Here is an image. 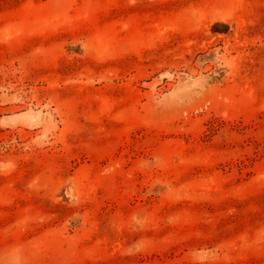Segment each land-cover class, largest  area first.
Masks as SVG:
<instances>
[{"label":"rangeland","instance_id":"374dc122","mask_svg":"<svg viewBox=\"0 0 264 264\" xmlns=\"http://www.w3.org/2000/svg\"><path fill=\"white\" fill-rule=\"evenodd\" d=\"M0 264H264V0H0Z\"/></svg>","mask_w":264,"mask_h":264}]
</instances>
